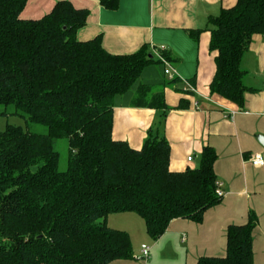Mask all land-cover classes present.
<instances>
[{
	"label": "trees",
	"instance_id": "obj_1",
	"mask_svg": "<svg viewBox=\"0 0 264 264\" xmlns=\"http://www.w3.org/2000/svg\"><path fill=\"white\" fill-rule=\"evenodd\" d=\"M236 1L209 21L210 51L217 52L210 91L241 107L250 90L242 61L253 36H264V0ZM99 2L111 11L120 5ZM27 3L0 0V116L25 117L47 133L13 124L0 130V264L133 260L129 233L99 223L111 214L139 215L153 241L174 220L202 223L223 200L216 194L218 156L206 146L199 167L170 170L171 147L162 132L171 108L164 91L177 79L141 81L152 64H161L165 75L146 47L114 55L102 36L78 40L88 10L60 1L42 19L24 20ZM129 92L133 107L160 113L139 150L113 138L114 100ZM61 139L69 148L66 171L59 170L55 146ZM258 222L250 212L246 224L230 225L225 256L201 257L196 264H256Z\"/></svg>",
	"mask_w": 264,
	"mask_h": 264
},
{
	"label": "crops",
	"instance_id": "obj_2",
	"mask_svg": "<svg viewBox=\"0 0 264 264\" xmlns=\"http://www.w3.org/2000/svg\"><path fill=\"white\" fill-rule=\"evenodd\" d=\"M60 1L89 11L86 26L77 32L80 41L102 36L103 47L114 55L134 54L143 47L152 54L153 48L167 49L177 79L164 91L171 110L162 133L171 147V171L199 167L206 146L212 147L218 156L215 172L225 196L221 204L205 213L202 223L174 220L167 232L153 241L145 221L135 213L111 214L101 219L100 223L110 228L128 232L135 249L133 260L111 264H196L201 257H223L228 227L246 224L250 212L256 213L259 220L253 233L255 263L264 264V165L252 163L255 155L264 158V144L259 140L264 136L263 35L253 36L242 61L245 83L250 89L243 106L210 91L217 52L210 51L209 21L222 10L233 8L237 1L120 0L119 8L111 11L102 7L99 0H28L21 18L40 20ZM154 65L143 72L148 75V82L170 81L163 66L164 77L159 78V68L156 70ZM132 98L133 92H129L114 100L113 138L139 150L148 131L159 121L160 113L133 107ZM143 245L151 247L148 261L135 257L141 254Z\"/></svg>",
	"mask_w": 264,
	"mask_h": 264
},
{
	"label": "rangeland",
	"instance_id": "obj_3",
	"mask_svg": "<svg viewBox=\"0 0 264 264\" xmlns=\"http://www.w3.org/2000/svg\"><path fill=\"white\" fill-rule=\"evenodd\" d=\"M156 70L158 69V77L163 76V73H161L162 66L161 64L154 65ZM148 76V75H147ZM146 75H143L141 78V81H150L148 80V77ZM164 79V78H163ZM5 111V107L0 105V112ZM9 112H12V107L9 108ZM7 124H13L21 126L26 131H31L33 133L43 134L47 133L46 127L38 124H32L27 121L25 117L17 116V115H8L6 116H0V130H3ZM56 150L60 154V163H59V170L60 171H66L68 168V159H69V148H68V142L66 139H61L56 142ZM103 220H99V223ZM136 239V238H135ZM137 239L135 240V243H137ZM135 252V249H134ZM136 258L141 257V254L138 253L135 255ZM148 261V260H147Z\"/></svg>",
	"mask_w": 264,
	"mask_h": 264
},
{
	"label": "built area",
	"instance_id": "obj_4",
	"mask_svg": "<svg viewBox=\"0 0 264 264\" xmlns=\"http://www.w3.org/2000/svg\"><path fill=\"white\" fill-rule=\"evenodd\" d=\"M165 53H167V49L162 46V47H156L153 48V55L159 60L165 67V75L168 77V79H174L176 77V72L169 63V61L165 58ZM183 81V80H182ZM187 85V88L189 90L194 91V88L188 84L186 81H184ZM188 160L191 162L193 160L192 157L188 158ZM252 163L254 166H263L264 165V158L261 155H255L252 158ZM217 190L216 194L218 197L223 198L225 196L224 191L222 190V184L220 182L216 183ZM151 251V247L147 245H143L141 248V257L136 258L137 260H143L147 261L149 258V254Z\"/></svg>",
	"mask_w": 264,
	"mask_h": 264
},
{
	"label": "water",
	"instance_id": "obj_5",
	"mask_svg": "<svg viewBox=\"0 0 264 264\" xmlns=\"http://www.w3.org/2000/svg\"><path fill=\"white\" fill-rule=\"evenodd\" d=\"M259 140H260V142H261L262 144H264V136H260V137H259Z\"/></svg>",
	"mask_w": 264,
	"mask_h": 264
}]
</instances>
